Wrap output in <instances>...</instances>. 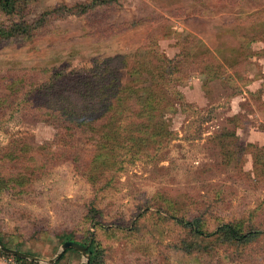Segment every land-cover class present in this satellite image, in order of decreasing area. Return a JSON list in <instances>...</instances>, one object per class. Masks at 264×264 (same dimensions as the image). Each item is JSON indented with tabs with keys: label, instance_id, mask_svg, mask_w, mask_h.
Listing matches in <instances>:
<instances>
[{
	"label": "rangeland",
	"instance_id": "374dc122",
	"mask_svg": "<svg viewBox=\"0 0 264 264\" xmlns=\"http://www.w3.org/2000/svg\"><path fill=\"white\" fill-rule=\"evenodd\" d=\"M91 2L22 0L17 13L0 16L25 20L34 33L0 40V91L9 72L92 69L110 57L116 67L124 57H142L143 77L151 79L145 69L157 73L152 65L161 54L162 70L182 64L170 85L181 100L160 120L171 122L174 139L160 150L153 138L143 150L159 160L142 155L130 163L121 153V167L95 184L72 161L46 164L20 193H0V242L30 256L27 264L86 261L76 250L57 256L64 232L99 246L105 264H264V234L244 250L178 249L182 240L200 244L182 227L189 220L204 233L226 223L264 233V0H113L82 14L73 8ZM14 138L25 139L28 156L6 173L29 174L59 147L54 127L7 108L0 149ZM0 262L21 264L2 254Z\"/></svg>",
	"mask_w": 264,
	"mask_h": 264
},
{
	"label": "trees",
	"instance_id": "16d2710c",
	"mask_svg": "<svg viewBox=\"0 0 264 264\" xmlns=\"http://www.w3.org/2000/svg\"><path fill=\"white\" fill-rule=\"evenodd\" d=\"M21 1L0 0V16L11 17L17 13ZM110 1L113 0H92L91 3L78 4L73 8H81L82 14L85 10L108 5ZM11 21L3 22L0 19V40L11 37L14 32L16 35L21 34L20 36L34 35L29 33L30 25L25 20L19 21L22 24L15 21L11 24ZM37 24L40 22L37 21ZM36 30L35 27L34 32ZM115 59L110 57L101 60L92 69L9 72L7 78L1 79L4 83L0 91V113L5 114L7 108H13L28 121L36 120L51 125L56 129V143L59 147L50 154V163H46L44 159L29 174L22 175L17 171L6 173V166L17 170L19 167L15 165L20 160L27 159L29 150V146L24 143L25 139H11L3 150L0 149V193H20V187L26 186L28 182V175L34 180L37 173H44L46 164H55L59 160L72 161L81 176L95 184L118 166L121 153L128 156L130 163L141 160L142 155L149 160L153 157L162 159V155L155 156L149 154L152 152L143 150L154 143L153 138H158L157 143L163 144L160 150L174 139L170 129L171 122L160 120L161 115L176 110L174 100H181L180 92L170 85L173 71L177 70L178 73L176 67L180 68L182 64L174 61L175 67L162 70L165 57L160 54L156 58L157 64L152 65L157 73L145 69L146 75L151 76L149 79L142 74V57L131 61L124 57L118 67L113 65ZM128 112L131 115L123 123L121 119ZM142 116L145 121H142ZM16 175H20L18 181L15 180ZM16 215L20 217L19 213ZM182 227L191 237L194 235L201 239L200 244L195 240L180 241L178 249L187 254L197 251L201 253V249H213L212 245L244 250L247 244L264 234L255 229L244 228L241 223H226L211 233H204L196 220L185 221ZM61 236L63 241H73L86 247L89 256L87 264H105L103 250L99 246L89 245L88 239L84 238L74 240V235L70 232H64ZM205 237H211L212 240L203 245ZM0 241L2 242L1 237ZM68 250L76 252L72 248ZM0 254L7 255L2 251ZM227 256L230 260V255ZM13 258L21 264L30 263L24 258Z\"/></svg>",
	"mask_w": 264,
	"mask_h": 264
},
{
	"label": "water",
	"instance_id": "95a60500",
	"mask_svg": "<svg viewBox=\"0 0 264 264\" xmlns=\"http://www.w3.org/2000/svg\"><path fill=\"white\" fill-rule=\"evenodd\" d=\"M69 248H72V249L76 250L77 252H79L86 260V261L82 262V264H87L89 256L86 253V247H84V246H82V245H80V244H78L76 242H73V241H65V242H63L61 244V251L57 254V256H59L60 253L62 251H64L65 249H69ZM0 251H2L3 253H5L7 255L16 256V257H19V258H24V259L30 258V256H28L27 254H25L23 252H20V251L5 247L1 242H0ZM49 262H52V260H50Z\"/></svg>",
	"mask_w": 264,
	"mask_h": 264
},
{
	"label": "crops",
	"instance_id": "0c3cea01",
	"mask_svg": "<svg viewBox=\"0 0 264 264\" xmlns=\"http://www.w3.org/2000/svg\"><path fill=\"white\" fill-rule=\"evenodd\" d=\"M0 264H3L2 262H0Z\"/></svg>",
	"mask_w": 264,
	"mask_h": 264
}]
</instances>
